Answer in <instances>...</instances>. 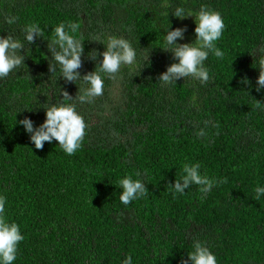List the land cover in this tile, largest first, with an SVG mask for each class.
<instances>
[{"label": "trees", "instance_id": "1", "mask_svg": "<svg viewBox=\"0 0 264 264\" xmlns=\"http://www.w3.org/2000/svg\"><path fill=\"white\" fill-rule=\"evenodd\" d=\"M202 5L221 14L216 46L224 56L209 54L206 84L189 77L161 87L159 75L178 63L162 50L165 36L186 27L176 42L195 45ZM177 7L193 17H175ZM6 16L18 19L9 25ZM69 21L81 25L82 76L99 71L102 55L89 56L105 51L109 37L136 51L117 79L101 73L103 95L93 103L65 102L76 104L87 125L71 156L55 140L37 150L16 123L28 117L38 127L62 91L75 98L87 87L82 79L66 82L59 66L49 72L48 41ZM31 23L44 36L27 44L23 30ZM8 34L25 45V65L0 79V196L24 236L13 264H122L127 256L132 264H180L194 240L217 264H264V196L255 193L264 187V110L255 106L264 103V89L256 90L264 0H0V36ZM200 129L205 137H197ZM186 163L227 183L204 198L196 185L174 196L169 184ZM129 175L148 193L125 206L118 181Z\"/></svg>", "mask_w": 264, "mask_h": 264}, {"label": "clouds", "instance_id": "2", "mask_svg": "<svg viewBox=\"0 0 264 264\" xmlns=\"http://www.w3.org/2000/svg\"><path fill=\"white\" fill-rule=\"evenodd\" d=\"M175 17L183 20L186 17H193L186 12L183 7H177L172 13ZM195 24V45L192 43L178 44L177 39L183 40L186 27L175 28L167 32L165 36V47L162 49L171 52L174 60L178 63H172L167 70L157 78L161 82V87H167L176 84L180 78H189L199 80L206 84L210 80L209 72L204 67V62L209 54H214L217 58H223L224 52L216 46V42L221 39L224 32V21L221 14L202 5L196 14ZM18 17L6 16L5 21L11 25L17 21ZM79 23L69 21L67 24L61 23L53 29L54 36L48 41V51L51 53L52 63H49V72L57 71V66L61 72V77L66 82L76 83L78 80L87 85L86 88L78 89L73 98L67 91H62V98L59 102L52 103L46 110V119L38 127H34V122L25 117L17 121L23 126L24 130L30 134V141L37 150H43L45 142L51 143L53 140L69 156L74 155L82 146L86 135L87 125L83 117L76 111L75 103H65L66 101H78L81 104L93 103L95 99L103 95L104 80L101 73L107 74L109 79H117L122 66L133 65L136 61V51L130 42L124 38L109 37L106 50L102 53L94 51L89 56L96 60L99 55L103 59L99 63V71H92L81 75L79 69L82 67V54L84 52L83 40L77 39L75 34L80 30ZM24 39L27 44L35 42L37 37L44 36V30L36 23H31L24 28ZM99 37H94V41H99ZM100 43L103 44L102 41ZM25 45L12 34L0 36V79L7 78L10 73L21 68L24 64L25 55L21 54ZM258 52L264 54V45ZM255 54V53H254ZM149 57V56H148ZM245 83L247 80L245 79ZM257 88L259 92L264 89V55L259 60V76L257 79ZM79 93V94H78ZM256 108L264 110V103L256 100ZM205 125L210 123L204 122ZM197 137H205L207 133L200 129L196 133ZM200 164H184L183 176L176 179L173 188V195L179 193L185 194V190L192 185L198 187L202 194L201 198L207 196L214 186L227 183V179L216 180L202 175ZM146 174V173H145ZM137 177L141 176L136 172ZM122 189L119 200L125 206L132 201L143 198L147 195L148 189L140 179H133L130 175L118 181ZM256 199L264 196V187L255 188ZM6 197L0 196V264H13L17 259L18 245L24 240L20 226L9 221L6 215ZM193 251L187 253V259L181 258L180 264H217L216 256L199 240L193 241ZM122 264H132V257L127 256Z\"/></svg>", "mask_w": 264, "mask_h": 264}]
</instances>
